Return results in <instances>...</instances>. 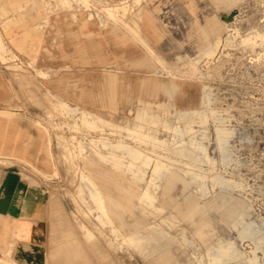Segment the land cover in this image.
Listing matches in <instances>:
<instances>
[{
  "label": "rangeland",
  "instance_id": "1",
  "mask_svg": "<svg viewBox=\"0 0 264 264\" xmlns=\"http://www.w3.org/2000/svg\"><path fill=\"white\" fill-rule=\"evenodd\" d=\"M18 1L10 0L11 13L2 17L10 44L5 46L6 50L0 51V63L5 65L8 72L11 97L7 103L0 105V135L8 136V140L0 141V147L10 151L19 149L31 157L0 152V178L3 176L4 181L16 179L20 182L29 177V183L37 185L46 193L45 236L41 244L43 252L40 264L47 262L51 249L61 240L63 232L71 228L88 241L89 247L83 242L84 260L87 259L88 264H244L238 256L233 255L232 250L224 252L222 249L224 242L230 238L236 241L233 250L250 252L252 240L240 238L237 227L233 225L242 219L249 223L264 217V0H193L199 6L194 8L202 24L206 26L205 15L210 14L221 32L222 41L217 36L215 39L222 43L211 60L206 59L204 52L199 53L196 42L186 39L189 31L187 0L143 2L141 6L145 9L141 15L142 21L139 19L140 28L149 32L156 27L157 33L151 35L152 43L155 47L167 45L166 58L155 65L156 70H162L158 73L148 67L150 65L140 64L146 55L140 46L119 44L97 29L84 27V21L81 24L75 22L73 11H55L51 9V0L50 3L48 0H24V4L14 9ZM151 1H154L156 9ZM91 8L94 13L103 14L104 4L97 2ZM82 10L87 14L85 8ZM58 11L66 13L69 21L78 25L79 29L72 31L71 35L80 37L74 52L64 54V57L70 56L71 61L60 67L49 62L54 53L45 44V37L48 39L47 36L55 32L53 19L50 18ZM230 34L234 38L226 46L224 39ZM81 38L83 44H80ZM0 39L3 42L1 28ZM244 39L246 44L242 41ZM254 42L256 44L253 46ZM92 44L96 47L87 51ZM10 50H14L19 58ZM219 54H228L220 79L213 77L207 68L209 61L215 63L221 60L223 55ZM112 65L117 69L112 70ZM196 66L201 68L200 75H190V69ZM39 70H45L47 74ZM149 75L157 78L156 82H171L174 92L145 91L151 86L146 79ZM203 85L207 86L203 88ZM203 91L211 96V106L225 118V125L234 131L227 146L228 151L222 157L227 167L219 163L217 171L226 172L232 178L241 176L246 181L245 187L235 189L234 193L247 196V203L236 214L234 222L225 219L229 216L228 207L209 205L199 188L205 186L215 191L220 189V185H212L209 179L213 175L212 167L204 164L201 180H195L193 184L192 190L197 198L189 202L179 185L175 188V200L178 203L167 205V212L176 216L180 228L185 230L191 243H186L180 237L181 230L172 231L163 224L161 220L167 213L158 215L155 225L142 230L137 237L123 230L114 234L110 224L103 219V213L90 188L81 183L77 176L69 174L61 163L58 135H65L69 141L72 140L68 144L75 149L77 162L82 166L86 156L94 158L91 141L104 137L111 138L109 145L116 153L126 156L127 160L135 159L131 148L118 144L132 141L129 128L134 124L161 129L145 118L142 110L148 108L159 112L165 120L178 121L185 132L194 128L195 132L198 131L194 133L197 140L207 144L209 141L204 136L205 127L198 121L201 114L209 113L210 106L201 103ZM57 100L78 108V114L59 116V111L55 112L53 105ZM48 112H53L54 118ZM82 112H90L97 124L106 131L84 125ZM111 113L116 116L114 120L110 118ZM187 115L194 121H188ZM209 126L213 142L214 119H210ZM159 134L167 138L169 132L162 130ZM48 138L52 139L54 159L51 157ZM80 143L84 144V154H81ZM209 153L219 162L215 143H212ZM38 158L40 163L36 162ZM53 164L59 175L53 174ZM107 168L117 175L124 174L127 182L134 180L133 172L126 165L119 171L109 166ZM1 186L0 196L8 197L2 195ZM137 186L144 191L147 181H138ZM20 191L18 189L16 193ZM18 194L22 195V191ZM89 232H93L95 238H88L86 234ZM97 252L102 263L95 257ZM51 259L52 264H65L63 256ZM37 261L31 260L30 264H36Z\"/></svg>",
  "mask_w": 264,
  "mask_h": 264
},
{
  "label": "bare ground",
  "instance_id": "2",
  "mask_svg": "<svg viewBox=\"0 0 264 264\" xmlns=\"http://www.w3.org/2000/svg\"><path fill=\"white\" fill-rule=\"evenodd\" d=\"M97 2H103V14L93 12L91 6ZM143 2H148V0H134L133 3H130L128 0H51V9L55 11H73L75 22L81 24L84 21V27L87 26L97 29L103 35L111 36L113 40L119 44H127L128 46L135 44L140 46L143 51L146 52V55L143 56L144 62L140 64L150 65L148 67L153 68V71L158 73L162 70H156L155 65L162 63V59L166 58L167 45L166 47L165 44L155 47L152 43L151 35L157 33L156 27L149 32L140 28L139 19L142 21L141 15L145 9L144 6H141ZM187 2L189 9L187 10L188 19H186L188 20L189 31L186 33V39L196 42L199 53L204 52L206 59L209 58V60H211V58L215 57L214 55L219 50L220 43H222L220 42L222 41V39H220V29L216 26L214 18L210 14H203L205 15L206 26L203 25L197 10L194 8L195 6L196 8L199 6L195 5L193 0H187ZM151 5L156 9L154 1H151ZM82 8H85L87 14H84ZM75 11H78V13H75ZM10 13L11 10H6L1 18ZM95 17H97L96 21ZM167 24V26H169V23ZM95 26L97 27L95 28ZM216 36L220 41L215 39ZM232 37L233 36L230 34L224 39L226 46L232 43L234 38ZM242 41L246 44L245 39ZM255 44L256 42L253 43V46ZM250 46H252V44H250ZM93 47H96L95 44H92L87 51H90ZM2 50H6V48L0 39V51L2 52ZM10 52H13V55L19 58V55L14 50H10ZM219 55H223L221 60L218 61L217 59L218 62L215 63L209 61L207 68L209 72H212L211 75L213 77L220 79L223 75L225 62L228 61V54H225L226 56L224 54ZM111 61L112 64H114L113 60ZM111 67L112 70L117 69L114 65ZM200 69V66L191 68L190 75L199 76ZM39 71L44 75L47 74L45 70ZM152 75L146 77L148 85L151 86L147 87L145 91H152L154 93L160 90L169 93L174 92L170 84L171 82L169 83L165 80H158V82H156L157 78L151 77ZM206 86L207 85H203V88ZM210 97L211 96L206 91H203L201 103L202 105L210 106L209 113L201 114L198 120L202 126L205 127L204 136L209 141L207 144L204 141L197 140L194 133L198 131L195 132L194 128H190V130L185 132L178 121H172V119L165 120L159 112L150 111L148 108L142 110L145 118L150 119L153 125H159L161 129H150L146 128L144 125L134 124L132 128H129L132 141H123L118 144L120 147L131 148L134 151L135 159L127 160L126 156L116 153L112 149V145H109V140H111V138L104 137V139L91 141V145L93 146H91V154L95 159L86 156V160L82 166L77 162L78 157L75 149H72L69 145L72 140L70 139L69 141V138L65 135H58L57 145L61 148V163L69 174L77 176L81 183L86 184L90 188L91 194L103 213V219L110 224L111 231L114 234L123 230L126 233L131 232L133 237H137L142 230L155 225V220L158 219V215L167 213L161 220L163 224L172 231L181 230L180 237L186 243H191L186 237L185 230L180 228L176 216L167 212V205L169 203H178L175 200V188L179 185L183 188L184 196L189 202L197 198V195L192 190L193 184L195 180H201L204 164H208L212 167L213 175L212 178H209L213 182L212 185H220V189L215 191H211L209 187L205 186L199 188V192L203 194V197H205L209 205L212 207H228L229 216L225 218L228 222H234L236 214L242 211L243 206L248 201V197L244 196L243 193H234V190L245 187L246 181L241 176L232 178V176H228L226 172L217 171V165L219 163L227 167L222 157L225 156L228 151L227 146L234 131L225 125V122H227L225 118L218 113L215 107L211 106ZM53 105L55 112L59 111V116L64 114L75 116L79 111L78 108H74L62 100L54 101ZM139 112L141 111H138V113ZM48 113L51 116L53 115V112ZM115 117V114L111 113V120H114ZM81 118L83 124L87 127H93L103 132L106 131L102 126L100 127L97 124V121L93 119L90 112H82ZM187 118H189L188 121H194V119L188 115ZM210 119H214L215 121V139L213 142L211 137L212 134L209 132ZM50 121L52 124V120ZM162 130L169 132L167 138L160 136L159 131L162 132ZM72 138L75 139V136L73 135ZM212 143H215L216 150L219 152V162L209 153ZM52 144V139L48 138V146L51 157L53 158ZM80 148L81 154H84V151H82L85 150L83 143H80ZM126 160L127 163H124ZM125 165L127 169L134 174V180L132 182H127L124 174L120 173L117 175L116 172L114 173L107 168L109 166L115 169V171H119ZM53 168V174L59 175L58 169L54 164ZM71 175L69 178H71ZM205 179L207 178L205 177ZM143 180L147 181V187L144 191H141L137 186V182ZM162 180L164 181L163 184ZM80 182H78L79 185H81ZM233 227H237L238 236L240 238L252 240V243H250L253 247L250 252H238L233 250L236 248V241H231L230 238H227L223 244L222 250L224 252L232 250L233 255L238 256L244 264H264V217L260 220H251L249 223L242 219L235 222ZM86 236H88V238H95L93 232H89ZM77 242L80 244L78 238ZM60 252V247L53 248V253L57 256H60ZM209 253H211V251ZM72 260H75L73 256ZM217 260L218 258H216V261ZM0 263L16 264L9 254L6 253L0 254Z\"/></svg>",
  "mask_w": 264,
  "mask_h": 264
},
{
  "label": "crops",
  "instance_id": "3",
  "mask_svg": "<svg viewBox=\"0 0 264 264\" xmlns=\"http://www.w3.org/2000/svg\"><path fill=\"white\" fill-rule=\"evenodd\" d=\"M9 2L10 0H0V28L2 31V39L6 47L9 46L10 43L8 34L4 31L1 14L10 9ZM23 2L24 0L18 1L14 9H17L20 4H24ZM62 13L63 12H56L52 18H50V20L53 19L55 32L53 35L47 36L48 39L45 37L47 48L54 53V59L49 58V62L58 64L59 67L65 62L71 61L70 56L64 57V54L70 55L73 53L75 47L78 46V39L80 38L71 35L72 31L74 32L76 29H79L78 25L69 21L66 13ZM82 38L80 44H83ZM86 43L87 39L85 38V44ZM10 97L11 87L8 72L5 65L1 62L0 105L7 103ZM5 139L8 140V136L6 137L4 134H1L0 141ZM0 152H5L9 155L23 154L24 156H28L19 149L10 151L3 146L0 147ZM32 158H30V160ZM44 160L47 161L45 158ZM36 162L40 163V159L38 158ZM29 180V177L24 178L20 182L16 181V179H6V181H4L3 176L0 178V185L3 187L2 195H8V197L5 198L0 196V254H9L16 264H30L31 260H38L36 264H40L41 253L43 252L41 244L44 242L45 236L44 220L46 212L44 208V197L46 193L37 185L29 183ZM18 189L22 191V195L18 194L21 191L16 193ZM77 232L78 231L73 228L66 230L62 234L61 240L53 247L61 248L60 256L65 258V264H88L87 259L84 260L86 255L84 254L83 245V242H86L88 245V241L83 239L81 235L79 236ZM78 237L80 238V244L77 242ZM53 248L50 252L51 257L49 256L45 264H52L51 258L55 259L58 257L53 253ZM72 256L75 260H72ZM95 257L98 262L102 263L99 259L98 252Z\"/></svg>",
  "mask_w": 264,
  "mask_h": 264
}]
</instances>
